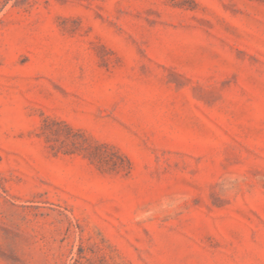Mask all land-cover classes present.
I'll list each match as a JSON object with an SVG mask.
<instances>
[{
	"label": "rangeland",
	"instance_id": "obj_1",
	"mask_svg": "<svg viewBox=\"0 0 264 264\" xmlns=\"http://www.w3.org/2000/svg\"><path fill=\"white\" fill-rule=\"evenodd\" d=\"M0 264H264V0H0Z\"/></svg>",
	"mask_w": 264,
	"mask_h": 264
}]
</instances>
